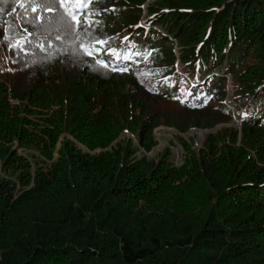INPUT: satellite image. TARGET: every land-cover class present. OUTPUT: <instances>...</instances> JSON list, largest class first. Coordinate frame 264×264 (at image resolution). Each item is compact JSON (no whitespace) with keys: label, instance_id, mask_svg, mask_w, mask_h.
I'll list each match as a JSON object with an SVG mask.
<instances>
[{"label":"trees","instance_id":"obj_1","mask_svg":"<svg viewBox=\"0 0 264 264\" xmlns=\"http://www.w3.org/2000/svg\"><path fill=\"white\" fill-rule=\"evenodd\" d=\"M0 264H264V0H0Z\"/></svg>","mask_w":264,"mask_h":264},{"label":"rangeland","instance_id":"obj_2","mask_svg":"<svg viewBox=\"0 0 264 264\" xmlns=\"http://www.w3.org/2000/svg\"><path fill=\"white\" fill-rule=\"evenodd\" d=\"M201 73L199 74V76ZM193 79V78H192ZM228 82L230 81L229 78L227 80ZM226 101H229V98L226 99ZM232 123L236 126H238V117L235 116L234 120ZM218 126V125H216ZM206 128H202L201 130L199 129H189L187 130L186 133H179L180 136H182L184 139H187L188 137L192 138L193 146L198 147L202 143L201 140L203 137L210 131L204 130ZM215 130V129H213ZM174 128H168V127H163V126H158L154 130V140L157 143L156 146L152 148V150L148 152H142V154H146L147 156H153L159 153L161 149H163L166 146H169L170 143H172V147L170 148V154H171V160L174 164H179L181 162V146L179 143L176 142L173 133H174ZM120 138L123 137H132L130 133H128L126 130L122 132V134L119 135ZM18 151L22 154H24L25 151L18 149Z\"/></svg>","mask_w":264,"mask_h":264},{"label":"water","instance_id":"obj_3","mask_svg":"<svg viewBox=\"0 0 264 264\" xmlns=\"http://www.w3.org/2000/svg\"><path fill=\"white\" fill-rule=\"evenodd\" d=\"M229 82H230V81H229ZM229 82L227 81L228 85L231 86V83H229ZM204 130L208 131V129H204Z\"/></svg>","mask_w":264,"mask_h":264},{"label":"snow or ice","instance_id":"obj_4","mask_svg":"<svg viewBox=\"0 0 264 264\" xmlns=\"http://www.w3.org/2000/svg\"><path fill=\"white\" fill-rule=\"evenodd\" d=\"M33 11H35V8H33Z\"/></svg>","mask_w":264,"mask_h":264}]
</instances>
